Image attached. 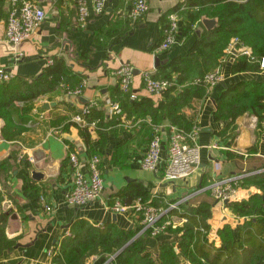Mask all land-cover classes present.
<instances>
[{
	"label": "crops",
	"instance_id": "obj_1",
	"mask_svg": "<svg viewBox=\"0 0 264 264\" xmlns=\"http://www.w3.org/2000/svg\"><path fill=\"white\" fill-rule=\"evenodd\" d=\"M29 1L42 10L43 23L30 39L10 47L4 40L8 0H0V69L10 73L11 79L32 78L40 74L54 58H62L72 73L83 76L84 89L76 99H66L60 95L37 100L30 113L35 125L28 129L19 126L14 114H8L7 121L0 118V213L10 209L8 215L4 214L3 235L6 241L13 243L10 248H0V264H49L50 253H55L71 226L78 222L84 227L106 226L134 234L136 222L128 211L112 213L103 207L114 202L120 204L117 196L123 188L154 194L162 199L160 205L185 197L188 202L191 197L208 194L197 190L206 187L211 177L226 178L264 169V122L262 129H259L257 118L245 113L228 127L226 120L216 116L218 96L225 87L240 81L264 82V68L258 73L231 72L235 58L245 49H237L235 40L227 46V56L220 69L221 82L209 87L201 99L182 110L188 125L197 128L196 144L199 149V163L184 181L159 182L166 156L169 125L164 120L150 128L149 120L141 117L138 107L134 105L147 98L153 107L156 106L161 94H148L142 76L158 79L161 69L167 66L169 60L184 57L198 36L209 30L203 27L201 21L216 19L201 17L183 34L184 26L186 23L189 25L188 20L173 10L183 0H146L147 12L135 22L127 18V3L124 0H106L104 10L99 15L93 13L91 0H86L88 16L81 27L77 23L74 0ZM198 9L192 7L189 11L195 13ZM169 14H176L178 18L176 36L166 51L157 52ZM155 58L164 64L159 62L155 67ZM122 63L132 68L133 77L128 92L117 99L116 71ZM80 98L84 103L80 102ZM107 98L118 100L122 120L118 119V124H108L101 136L90 131V151L83 145L77 129L70 127L67 132H62L60 128L51 126L54 113L66 114L60 106L62 100L69 101L78 110L88 102L95 101V108L103 112L105 122L111 123L113 118L110 119L104 107ZM45 105H48L47 109L43 108ZM56 106L58 108L54 111ZM155 127L160 135L161 162L156 171H143L140 161L151 130ZM70 152L76 154L82 167H85L91 155H97L100 162L102 192L97 201L83 207L64 204V197L71 188L67 164ZM114 157L117 164L113 162ZM24 160L29 164L28 169L23 167ZM35 165L37 169H34ZM33 170L40 173L42 179L32 180L30 173ZM27 177L34 190L24 192ZM251 191H254L253 187L249 190L239 187L236 200L247 198ZM41 202L49 204L52 210L43 211ZM213 202L210 203V218L207 220L210 229L208 237L218 244V229L226 224L235 228L242 221L227 212L226 204ZM164 237L145 238L146 251L154 255L159 241ZM111 259L94 255L85 264H108L107 261Z\"/></svg>",
	"mask_w": 264,
	"mask_h": 264
},
{
	"label": "trees",
	"instance_id": "obj_2",
	"mask_svg": "<svg viewBox=\"0 0 264 264\" xmlns=\"http://www.w3.org/2000/svg\"><path fill=\"white\" fill-rule=\"evenodd\" d=\"M192 7L199 9L191 13L189 9ZM173 10L188 20L189 25L186 23L183 34L201 17L216 19L217 27L202 32L184 57L169 60L167 66L161 69L158 79L166 80L170 85L160 93L161 100L155 107L147 98L134 105L138 107L140 116L149 120L150 128L165 120L169 126L188 132L193 126L185 121L182 110L193 101L201 99L209 88L204 83L195 81L221 69L231 41L237 40L236 48H245L250 54V57L239 54L232 64L231 72L237 74L261 71V61L264 60V0H183ZM82 81L83 76L72 73L62 58H54L35 77H15L7 82H0V118L7 121V115L14 114L19 120V126L28 129L35 125L30 113L37 100L65 96L68 90L78 87ZM117 88L118 99L124 94ZM117 99L110 100L118 104ZM60 106L66 114L54 113L51 126L60 128L59 131L62 132H67L70 127L77 129L88 151L92 145L90 131L101 136L108 124L119 123L115 115H110V119H113L111 123H106L103 112L93 108L89 114L82 115L88 124H94L93 127L87 125L80 128L70 120L71 115L81 114L80 110L66 100H62ZM57 108L56 106L53 110ZM245 113L254 115L259 129H262L264 82L240 81L225 87L219 94L216 116L226 120L228 127ZM151 136L152 130L149 139ZM66 145L70 148L68 143ZM113 162L118 163L116 157ZM23 167L29 168L26 160L23 161ZM238 184L245 190L253 187L254 191L243 200L225 205L227 212L242 222L235 228L226 224L218 229V244L208 237L210 229L207 220L210 218L211 204L186 202L179 205L181 213L178 214L185 218V223L166 230L154 255L146 251L147 235H142L107 261L108 264H264V172L244 177ZM31 190L34 187L27 177L24 192ZM117 197L122 206H130L136 199L147 200L150 195L126 187L121 189ZM159 201L162 199L155 196L152 203L159 206ZM5 219L4 213H0V248H10L13 245L4 239ZM134 235L135 233L118 231L112 227H84L79 222L75 223L51 256L49 264H85L94 255L105 256L107 260Z\"/></svg>",
	"mask_w": 264,
	"mask_h": 264
},
{
	"label": "built area",
	"instance_id": "obj_3",
	"mask_svg": "<svg viewBox=\"0 0 264 264\" xmlns=\"http://www.w3.org/2000/svg\"><path fill=\"white\" fill-rule=\"evenodd\" d=\"M127 3V18L135 22L142 18L148 10L146 0H124ZM77 15V23L83 26L88 16L86 0H74ZM106 0H91V7L94 14L103 12ZM44 20L42 10L29 0H8V11L4 22V40L10 47H16L20 43L30 39L39 29ZM178 18L176 14L167 15V23L162 29V39L157 46V52L166 51L173 43L177 31ZM238 41H234V45ZM242 55L250 56L247 50L241 51ZM252 59V58H251ZM261 68H264V60L261 61ZM118 87L122 93H127L133 77V70L128 64H120L117 71ZM12 78L7 71L0 69V82H7ZM145 91L152 94H160L167 89L170 83L163 79H154L148 75H143ZM221 72L216 69L203 76L201 80L207 87H213L221 82ZM84 89V81L81 84L66 92L67 99H76L81 96ZM97 103L90 101L81 106L79 115H73L71 122L78 127L89 125L82 115L89 114ZM104 107L109 115H115L120 121L122 112L119 105L110 99L104 100ZM167 146L164 166L160 174V183H172L184 181L199 163V149L196 144L197 128L193 126L188 132H184L175 126L167 128ZM161 143L158 128H153L152 136L149 139L144 154L140 161V168L143 171L154 172L161 162ZM67 164L70 170L71 188L64 197V204L70 207H83L98 200L103 189V181L100 172V162L97 155H91L85 167L77 159L74 152L67 155ZM85 168V169H84ZM264 172V169L254 173H243L231 175L226 178L211 177L208 185L197 192L206 191L216 203L225 205L226 202L236 201L238 182L247 176ZM2 191L0 183V192ZM154 194L147 200L136 199L130 206H122L118 202L105 205L104 208L112 213L128 211L136 222V232L133 239L147 235V237L157 238L165 234L168 228L174 229L185 223V218L180 217L179 205L187 202V197L154 206L152 203ZM41 208L45 212H50L52 207L41 202ZM175 211V212H174ZM177 213V214H176ZM98 226V225H96ZM54 251L50 253V256Z\"/></svg>",
	"mask_w": 264,
	"mask_h": 264
},
{
	"label": "water",
	"instance_id": "obj_4",
	"mask_svg": "<svg viewBox=\"0 0 264 264\" xmlns=\"http://www.w3.org/2000/svg\"><path fill=\"white\" fill-rule=\"evenodd\" d=\"M201 24L203 25V27L205 29H211V28H214L216 27V24H217V21L216 20H210V19H203L201 21ZM160 62L161 65L164 64L163 61H158L157 58H155V67L157 66V64ZM222 86H225L224 83H222ZM81 103H84V100L83 99H79ZM44 109H47L48 108V105H45L43 106ZM34 169H37V165L34 166ZM30 178L34 181H39L40 179H42V175L38 172H36L35 170H33L31 173H30ZM166 186V184L164 185ZM228 202H226L225 204H227ZM10 213V209H8L7 211L4 212L5 215H8ZM131 241L127 242L123 247H121L116 253L115 255L112 257L114 258L125 246H127ZM174 246V245H173Z\"/></svg>",
	"mask_w": 264,
	"mask_h": 264
},
{
	"label": "rangeland",
	"instance_id": "obj_5",
	"mask_svg": "<svg viewBox=\"0 0 264 264\" xmlns=\"http://www.w3.org/2000/svg\"><path fill=\"white\" fill-rule=\"evenodd\" d=\"M198 202L200 203L199 201L201 202H207V203H214L213 201V198H211L210 196H208V194H204V196H201L199 198H190V200L188 201L189 204H193L195 202Z\"/></svg>",
	"mask_w": 264,
	"mask_h": 264
}]
</instances>
